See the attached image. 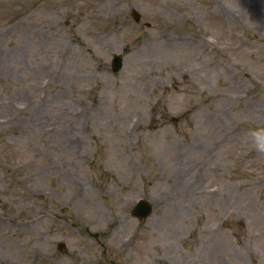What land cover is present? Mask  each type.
Listing matches in <instances>:
<instances>
[{
	"label": "rangeland",
	"instance_id": "rangeland-1",
	"mask_svg": "<svg viewBox=\"0 0 264 264\" xmlns=\"http://www.w3.org/2000/svg\"><path fill=\"white\" fill-rule=\"evenodd\" d=\"M111 262L264 264V0H0V264Z\"/></svg>",
	"mask_w": 264,
	"mask_h": 264
},
{
	"label": "water",
	"instance_id": "water-1",
	"mask_svg": "<svg viewBox=\"0 0 264 264\" xmlns=\"http://www.w3.org/2000/svg\"><path fill=\"white\" fill-rule=\"evenodd\" d=\"M131 16L133 18V20L138 23L140 20V15L136 12V11H132L131 12ZM122 57L119 55H113L112 56V60H111V70L113 73L119 72L122 68ZM153 211V207L152 205L149 203L148 200H143L140 199L138 200V202L135 204L131 215L134 218L137 219H147L150 214ZM62 244L58 245L59 250H61L62 248ZM112 264H116V263H112Z\"/></svg>",
	"mask_w": 264,
	"mask_h": 264
},
{
	"label": "bare ground",
	"instance_id": "bare-ground-1",
	"mask_svg": "<svg viewBox=\"0 0 264 264\" xmlns=\"http://www.w3.org/2000/svg\"><path fill=\"white\" fill-rule=\"evenodd\" d=\"M16 215L19 216L18 214H16ZM34 221H35V219H31V220H30V222H32V223H33ZM75 255H76V256L74 257V260H76V259L79 258L78 254H75Z\"/></svg>",
	"mask_w": 264,
	"mask_h": 264
},
{
	"label": "flooded vegetation",
	"instance_id": "flooded-vegetation-1",
	"mask_svg": "<svg viewBox=\"0 0 264 264\" xmlns=\"http://www.w3.org/2000/svg\"><path fill=\"white\" fill-rule=\"evenodd\" d=\"M62 249V248H61Z\"/></svg>",
	"mask_w": 264,
	"mask_h": 264
}]
</instances>
